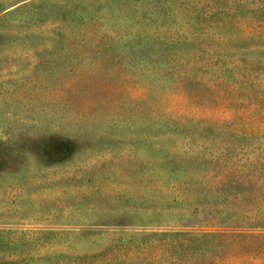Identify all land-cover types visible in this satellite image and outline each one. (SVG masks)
<instances>
[{
  "label": "rangeland",
  "instance_id": "rangeland-1",
  "mask_svg": "<svg viewBox=\"0 0 264 264\" xmlns=\"http://www.w3.org/2000/svg\"><path fill=\"white\" fill-rule=\"evenodd\" d=\"M0 264H264V0H0Z\"/></svg>",
  "mask_w": 264,
  "mask_h": 264
}]
</instances>
